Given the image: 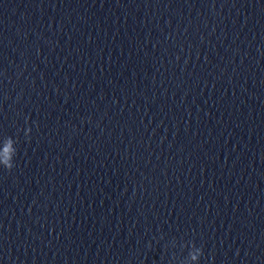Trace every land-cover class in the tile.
Instances as JSON below:
<instances>
[{
	"label": "clouds",
	"instance_id": "obj_1",
	"mask_svg": "<svg viewBox=\"0 0 264 264\" xmlns=\"http://www.w3.org/2000/svg\"><path fill=\"white\" fill-rule=\"evenodd\" d=\"M7 167H9V168H10L11 166H10V165H7Z\"/></svg>",
	"mask_w": 264,
	"mask_h": 264
}]
</instances>
